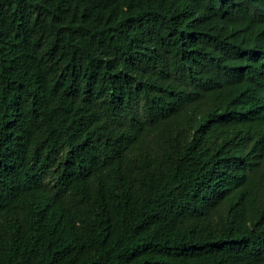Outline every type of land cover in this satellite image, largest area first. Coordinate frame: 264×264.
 <instances>
[{
  "label": "trees",
  "instance_id": "1",
  "mask_svg": "<svg viewBox=\"0 0 264 264\" xmlns=\"http://www.w3.org/2000/svg\"><path fill=\"white\" fill-rule=\"evenodd\" d=\"M0 264H264V0H0Z\"/></svg>",
  "mask_w": 264,
  "mask_h": 264
}]
</instances>
